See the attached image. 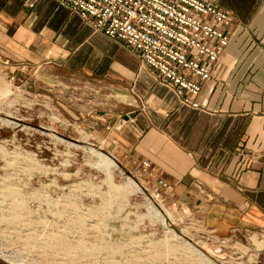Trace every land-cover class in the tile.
<instances>
[{
    "label": "crops",
    "instance_id": "obj_1",
    "mask_svg": "<svg viewBox=\"0 0 264 264\" xmlns=\"http://www.w3.org/2000/svg\"><path fill=\"white\" fill-rule=\"evenodd\" d=\"M218 6L232 17L229 44L197 110L56 0H0V58L24 66L6 75L34 97L51 100L55 81L95 83L99 91L122 85L125 95L113 100L120 111L84 114L81 126L90 124L125 170L139 174L147 161L173 186L169 200L191 211L212 239L245 238L264 264V0ZM120 118L121 130L106 131Z\"/></svg>",
    "mask_w": 264,
    "mask_h": 264
},
{
    "label": "rangeland",
    "instance_id": "obj_2",
    "mask_svg": "<svg viewBox=\"0 0 264 264\" xmlns=\"http://www.w3.org/2000/svg\"><path fill=\"white\" fill-rule=\"evenodd\" d=\"M104 87L55 81L49 100L0 73V264H256L245 238L212 239L81 126L84 114L120 111L126 91Z\"/></svg>",
    "mask_w": 264,
    "mask_h": 264
},
{
    "label": "built area",
    "instance_id": "obj_3",
    "mask_svg": "<svg viewBox=\"0 0 264 264\" xmlns=\"http://www.w3.org/2000/svg\"><path fill=\"white\" fill-rule=\"evenodd\" d=\"M76 13L95 32L119 42L137 56L155 80L169 88L180 103L200 108L198 96L229 44L232 17L218 0H56ZM24 66L0 58V73L8 87L16 90L14 76L7 71ZM22 92V91H21ZM121 118L106 131L121 130ZM139 175L152 181L156 197L173 198V186L155 176L147 161L139 164ZM199 192L200 188L197 186ZM207 201H211L206 197ZM173 207H179L176 202ZM183 209V208H181Z\"/></svg>",
    "mask_w": 264,
    "mask_h": 264
},
{
    "label": "bare ground",
    "instance_id": "obj_4",
    "mask_svg": "<svg viewBox=\"0 0 264 264\" xmlns=\"http://www.w3.org/2000/svg\"><path fill=\"white\" fill-rule=\"evenodd\" d=\"M98 158H99V160H100V162L101 163H103V167L105 168V170H108V168H110V167H112L113 166V163L107 158V157H105L103 154H99L98 155ZM56 240V239H55ZM50 241V240H49ZM61 241H62V238H61ZM63 241H65V240H63ZM56 242H58V239L56 240ZM55 242V243H56ZM52 243V242H51ZM51 243L49 242V244L51 245ZM54 243V242H53ZM52 243V244H53ZM65 243H66V241H65ZM65 243H64V245L63 246H67V245H65ZM63 244V243H62ZM54 245V244H53ZM53 245H51V246H53ZM78 245H80V244H78ZM57 246V245H56ZM77 246V245H76ZM82 246V245H81ZM50 247V246H49ZM58 247V246H57ZM79 247V246H78ZM83 247V246H82ZM51 248V247H50ZM67 248V247H66Z\"/></svg>",
    "mask_w": 264,
    "mask_h": 264
}]
</instances>
